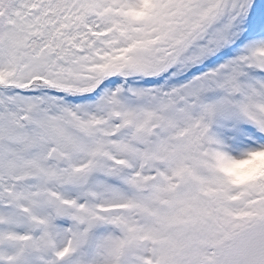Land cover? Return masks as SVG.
<instances>
[{
	"label": "snow or ice",
	"instance_id": "snow-or-ice-1",
	"mask_svg": "<svg viewBox=\"0 0 264 264\" xmlns=\"http://www.w3.org/2000/svg\"><path fill=\"white\" fill-rule=\"evenodd\" d=\"M0 264H264V0H0Z\"/></svg>",
	"mask_w": 264,
	"mask_h": 264
}]
</instances>
